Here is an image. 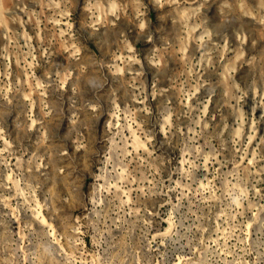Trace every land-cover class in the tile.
I'll use <instances>...</instances> for the list:
<instances>
[{
	"label": "clouds",
	"instance_id": "9594fccd",
	"mask_svg": "<svg viewBox=\"0 0 264 264\" xmlns=\"http://www.w3.org/2000/svg\"><path fill=\"white\" fill-rule=\"evenodd\" d=\"M0 264H264V0H0Z\"/></svg>",
	"mask_w": 264,
	"mask_h": 264
}]
</instances>
